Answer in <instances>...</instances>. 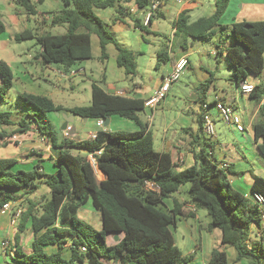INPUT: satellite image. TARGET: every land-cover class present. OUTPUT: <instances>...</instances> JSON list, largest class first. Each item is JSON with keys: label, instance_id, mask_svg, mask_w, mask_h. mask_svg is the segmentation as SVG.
Listing matches in <instances>:
<instances>
[{"label": "trees", "instance_id": "16d2710c", "mask_svg": "<svg viewBox=\"0 0 264 264\" xmlns=\"http://www.w3.org/2000/svg\"><path fill=\"white\" fill-rule=\"evenodd\" d=\"M42 0L40 3L44 2ZM154 1H159V9L150 17L148 24L130 12L136 5L137 13L147 12ZM169 0H61L62 9L52 16L53 27H65L66 33L55 35L50 32L39 35L26 30L15 36L17 42L36 40L42 48L39 55L44 66L60 65L70 71L81 62L92 60V35L99 39L101 59H108L107 47L115 45L117 65L126 76L137 75L135 54L122 48L108 29V24L96 16L94 10L113 9L118 19H130L135 30L141 33L154 19L164 18L162 9ZM215 11L210 17H203L190 23L188 12L183 11L174 22L175 36L183 49L189 41H211L219 33L229 30L220 24L231 0H213ZM29 16H37V4L31 0H16ZM38 3V4H40ZM6 27L0 20V35ZM234 46L227 49V55L234 70L233 80L237 85L249 75L259 76L264 72V21L256 23H236L230 27ZM221 53V46H217ZM165 52L159 54L158 66L166 62ZM15 76L5 61H0V101L13 88ZM213 79L200 86L206 92ZM261 90V92H257ZM252 98L261 100L264 88L255 87ZM19 100L33 113H28L19 121L10 112H0V128H12V134L26 133L36 125L42 136H47L60 149L55 161L59 170L54 175L40 172V165L31 171L13 173L10 168L14 160L0 159V212L7 203L19 199L14 191L24 190L34 193L39 189L36 181L44 179L50 190V198L40 196L30 201L20 218V228L24 229L31 219L34 234L32 252H17L19 264H190L193 256L185 257L177 247L173 229L178 219L195 217V213L185 209L187 203L173 200L172 208L165 204L173 198L182 186L189 187L190 199L203 206L211 217L209 229L222 233L221 244L231 246L236 251L234 264L247 261L248 264H264V235L259 241L250 240L253 224L263 220L259 207L236 191L225 171L208 160L204 153L196 154V164L182 171L170 154L155 150L154 137L148 131L139 114L145 110L141 99L109 94L93 84L91 105L66 109L56 105L50 98L33 94H20ZM204 102V101H203ZM202 102V103H203ZM50 113H68L83 120H109L118 116L134 121L141 127L139 132L99 131L95 139L80 143L68 140L58 142L53 132ZM258 151L264 158V104L260 119L253 127ZM11 134V135H12ZM71 150L86 151L96 158L97 168L106 176L98 183L95 169L87 155H73ZM97 152H101L97 155ZM153 183L158 192L148 191L146 183ZM252 194L264 197V178L253 181ZM101 213L103 229L96 230L78 217L79 210L87 203ZM1 216V215H0ZM123 234V239L109 246L107 235ZM47 247H55V252H46ZM70 257H65L66 251ZM14 258V257H12ZM207 264H230L228 254L216 249Z\"/></svg>", "mask_w": 264, "mask_h": 264}, {"label": "crops", "instance_id": "0c3cea01", "mask_svg": "<svg viewBox=\"0 0 264 264\" xmlns=\"http://www.w3.org/2000/svg\"><path fill=\"white\" fill-rule=\"evenodd\" d=\"M205 4L209 5L210 7L207 11L205 9ZM178 5L179 10L177 12L176 18L174 19V22L177 20L179 14L183 11L188 12L190 23H194L203 17H210L215 11V4L213 0H191L186 5ZM162 12H164L163 9ZM38 13L39 14L37 16H29L26 11L17 4L16 0H0V20L6 27L5 33L0 35V53L3 54L5 51H8L11 48V45H9L8 42L16 41L15 36L26 30H33L39 35L47 33V31H41L38 26L39 23L45 24L46 27L50 26L49 22L52 20V16H45L39 11ZM137 14V17L139 19L143 21L145 20V12H139ZM263 21L264 0H231L227 12L220 20V24L223 26H232L236 23L242 22L256 23ZM32 22H35L34 28H30ZM121 23L122 25L133 27L130 19H125L124 22ZM149 27H152L155 30L156 34H159V32H157V19H154L152 25H150ZM172 31V40L178 43L177 50H175V46L172 45V47H169V50L165 51L167 55L164 57V59L168 58L166 61L168 62V64H166V66L162 70L161 63L159 66L157 64L158 70L161 71V74L160 77H157L153 84L145 86V83L141 82L142 80L139 75H136L134 77L126 76L124 70L120 68L121 70H123V73L121 75L122 81H131L132 86L130 88L107 84L106 89L102 86L100 87L109 94L117 95L120 91H126L127 94L124 97L147 101L153 96L155 91L159 89L163 78L171 73L175 63L181 58L185 57L188 60V68L183 76H187V72H189V70H192V57L194 56V54H200V63L204 65L203 55L205 54V50L203 52L201 50L189 51L188 46L193 42V40L187 43L186 49H183L181 44L184 43H180L178 38H176L174 34V25ZM29 42H34L31 43L30 48H27L29 51V55H27L29 60L23 61L21 58V54L19 56H16V60L19 63L17 64V68L22 69V71L18 69L15 70L13 68L14 63L10 62L13 60L8 61L0 58V61H5L12 68L13 74L15 76L14 82H20L21 86L23 87V92L21 94L45 96L50 98L56 105L62 106L56 103L53 98H51L54 95V86L51 84L50 79L54 77L59 81H62L63 79L67 78V76L70 74V71L74 70L77 65L70 69V71L65 70L64 67L59 65L44 66L40 62L39 58V55L42 52V48L37 44L36 40H30ZM227 49L224 50L223 48H221L220 54L218 53L217 47L206 51L208 55L216 57V63L209 57L211 61L208 63V66H204L206 67L204 70L211 77H214V72L220 69V64L218 63L220 56L221 58H226L228 61H230L227 55ZM12 52L13 51H11L10 53L11 56ZM117 56L118 54L116 55V63ZM26 66H35L37 68V72L29 71V69L25 68ZM23 68L25 70H23ZM77 68L80 69L81 66ZM85 71L86 70L84 69V73ZM263 73L259 76L261 77ZM254 76L255 75H249L247 79L241 84L246 83L253 85L254 87L264 88L263 83L258 80V77ZM241 84H236L238 96H236L237 98L235 99V102L231 103L224 97L218 98L215 101H221L225 105L230 106L232 109H234V116L239 119L241 126H243L244 128V131H239L237 128H235V130L231 133L229 131V127L225 126V123L222 121L219 113L213 111V106L209 105L208 113L215 121L216 135L213 138H210L206 135L203 130L202 123L203 114L205 112L202 108V102L204 101L206 103H209L207 95L209 94L210 88L206 92L198 90V88H194V90L188 93L187 96L189 105L184 109H180L175 108V106H173L169 102V95L171 91H174L177 86L172 85L166 99L163 100L155 108H145L143 113L139 115V118L144 124L148 125V131H151L153 133L155 150L160 153L170 154L173 158L174 163L176 164V169L178 171H182L194 166L196 164L195 155L204 153L209 161L217 164L218 167L222 168L225 171L232 187L236 191L244 195L250 201L251 205H255V202L251 195V188L256 177L264 178V158L258 151V143L256 142L254 137L253 127L254 124L260 119L261 108L264 104V97L261 100H256L252 98L251 94H243L239 89ZM34 85H37L39 89H43L45 92L27 90V87H33ZM257 92H261V90H258ZM197 108L199 110H197ZM147 109H151L153 111V115L149 118V120L145 121V111ZM52 114H57L58 117L63 121L64 118L68 120L69 124L67 127H71L69 136H66L65 132L60 133L57 136L59 140L58 142L65 140L74 143L91 141L93 139V135H96V133L99 131H106L111 133L122 132L119 130V128H117L116 124H121V120H127L118 116H113L109 119V124L107 127L104 126V128H100L97 125V120H83L75 115L68 113ZM132 122L133 125L128 123L127 126L129 127V130L125 132H139L141 130V127L139 125H137L134 121ZM66 128L62 130L65 131ZM12 132V128L4 126V129L0 128V137H8L12 134ZM17 135L20 136V141L18 143L0 144V159L15 161V164L10 168L11 172L16 173L18 171H31L37 165L41 166V169L39 171L43 172L44 174L54 175L58 172L59 167L56 166L55 161L58 157L60 149L56 148L53 145L49 137L42 136L36 125L32 126L31 129L26 133ZM203 137L205 138L204 140L202 139ZM207 149H209L210 152ZM71 151L75 156L80 154L87 155L88 159L91 155L85 153L84 151H82L81 153L78 150ZM224 165H227V167L223 168ZM95 177L98 183L102 182L106 178V176L100 170H95ZM28 192L29 191L27 190L14 191V196H16L19 200L16 203H12L13 208L21 207L23 211H26L30 201L33 202L39 199V189L34 193ZM173 200H177L180 203H187L185 209L189 212L195 213L196 218L198 217V210L194 205L188 204V202H181L176 197H173ZM83 207H86V212L84 213L81 212ZM83 207L79 210L78 217L86 223L92 225L96 230H102L103 223L101 213L95 210L90 202ZM262 222H264V220L261 221V224ZM20 223V219L17 222L13 223L12 214L0 216V234L2 235L1 241L9 242L11 246L10 249H13L12 253L10 252V250L8 251L3 249V251L0 253V264H19L16 262L20 259L19 257H17V252L26 255L32 252V243L35 237L31 229V219L26 222L23 231L20 228ZM261 224H253L251 227V232L256 230L257 237L259 238L264 235V228H262ZM207 229L211 233L216 232L215 235L217 236L219 243L216 249L224 250L228 254L229 258L230 255L228 246H223L221 244V231L218 229L211 231L209 229V226L207 227ZM122 239L123 234H111L107 235L106 237V241L109 246L118 244ZM200 249L201 246L197 248V250ZM45 250L48 253H52L55 252L56 248L47 247ZM196 253L197 251L193 253V255H191L193 256V259L191 261L192 264H207L211 254L208 255V257L207 255H204L203 259H196L194 257L196 256ZM12 257H14V260H12ZM65 257H70V252L68 250L65 253ZM110 264L120 263L112 262ZM238 264H248V262L242 261Z\"/></svg>", "mask_w": 264, "mask_h": 264}, {"label": "rangeland", "instance_id": "374dc122", "mask_svg": "<svg viewBox=\"0 0 264 264\" xmlns=\"http://www.w3.org/2000/svg\"><path fill=\"white\" fill-rule=\"evenodd\" d=\"M62 7L63 6L61 0H45L44 2L37 4L38 11L48 17L53 16V14L57 10L62 9ZM209 8V5L205 4L206 11ZM163 10L165 18L157 19V32H159V34H156L155 30L152 27H148L147 32L141 33L140 31L135 30L132 26L130 27L127 25H122V20L118 19V15L113 9L94 10L96 16H98L108 24V29L113 34V37L115 38L116 42L122 48H125L135 54L137 64V75L141 77V82H144L145 86L153 84L157 77H160L161 71L158 70L157 66L159 54L161 52L169 50V47H172V45H174V49L177 50L178 46V43L172 40V30L174 25V19L176 18L177 12L179 10V5L177 4L176 0H169ZM145 21L146 18L144 22ZM49 25L50 26L46 27L45 24L39 23L38 27L43 32L47 31L55 35L66 33V28H55L52 26L51 21L49 22ZM34 27L35 22H32L30 28ZM225 27L229 28V30L219 33L211 41L197 40L189 44V51L201 50L203 52L205 50V54L203 55L204 65L200 63V54H194V56L192 57V70H189V72H187V76H183L186 73L185 71L182 74L180 80L177 83L173 84L177 86L174 91H171L169 95V102L173 106H175V108L184 109L186 106H188V93L193 91L194 88H198V90H200V86L206 84L212 78L213 83L210 84L211 87L209 89V94L207 95L208 101L210 103L208 104L213 106L212 110L218 113L217 108L214 106L216 102L215 100L218 98L224 97L231 103L235 102V99L237 98L236 96L238 95L236 90V82L233 80L234 70L231 67L230 61H228L226 58H221L220 56L218 62L220 64V69L214 72V77H211L204 70L206 68L204 66H208V63L211 61V59H213L214 62L216 61V57L210 56L208 55V53H206L207 50L214 49L219 45L221 46V48L226 50L227 48L232 47L235 44L230 33L231 26ZM31 43L34 42H8V44L11 45V48L8 51H5L3 54L0 53V58L8 61L13 60L10 62L14 63L13 68L17 70V64L19 63L16 60V56H19L21 54L22 60L28 61L29 59L27 55H29V51L27 48H30ZM92 47V60L77 64V67L81 66L80 69L83 70L84 68L86 70L84 74L82 73L81 75H76L74 77L69 74L67 78L63 79L62 81H59L54 77L50 79L51 84L54 86V95L51 98H53L56 103L64 106L65 108L90 106L91 91L93 84L102 86L105 89L107 85H117L127 88H130L132 86L131 81H122L121 75L123 73V70H121L116 63V55L118 54V51L115 45L111 44L107 47L108 59L106 60L101 59L99 39L96 35H92ZM11 51H13L12 56L10 54ZM166 64H168V62H161V70L164 69ZM77 67H75L74 70H77ZM25 68L29 69V71L31 72H37V68L35 66H26ZM18 70L22 71V69ZM23 70L25 69L23 68ZM254 77H258V80L264 85V73L261 77ZM27 90L45 92L43 89H39L37 85H34L33 87H27ZM22 92L23 87L21 86L20 82L15 81L13 88L8 92L5 99L0 101V112L12 113L13 119L15 121H19L20 119L25 117L29 112L33 113L30 107H25L20 102L18 95ZM197 110L199 109L197 108ZM142 113L143 111L140 114ZM152 115L153 111L151 109H147L145 111V121L149 120ZM47 117L48 120L51 122L53 132L57 136L60 133L65 132L62 130L65 124V118L63 121L61 118L58 117L57 114L52 113L48 114ZM128 123L133 125L132 121L121 120V124H116V126L117 128H119L120 131L125 132L129 130V127L127 126ZM225 126L227 125L225 124ZM228 127L231 133L235 130V128H237L236 125ZM1 129H4V127H1ZM202 139L204 140L205 138L203 137ZM207 150L210 152L209 149ZM94 169L97 170L98 168ZM36 184L39 186V195L47 196L49 199L50 190L44 183V179L39 178L36 181ZM189 187V184L182 186L180 191L176 195H174V197H176L181 202H188V204L194 205L198 210V217H180L178 219L176 229H173L172 231L176 245L185 257H190L191 255H193V253L197 251L196 256L194 257L196 259H203L204 255H207L208 257V255H210L211 252L217 248L219 243L218 238L215 235L216 232L211 233L207 229V227L211 223L210 215L203 206H197V204L190 199ZM165 204L169 208H172L173 198L166 199ZM85 210L86 207H83L81 212L84 213L86 212ZM261 226L262 228H264V222H262ZM1 238L2 235L0 234V253L3 251V242L1 241ZM250 240L252 242L259 241V237H257L256 230L250 233ZM200 246L201 249L197 250V248ZM10 248L8 249V251L10 250V252L12 253L13 249ZM228 249L230 255L229 263L234 264V260L236 258V251L231 246H228ZM12 260H14V258H12ZM190 264H192V262Z\"/></svg>", "mask_w": 264, "mask_h": 264}, {"label": "built area", "instance_id": "2783aa9c", "mask_svg": "<svg viewBox=\"0 0 264 264\" xmlns=\"http://www.w3.org/2000/svg\"><path fill=\"white\" fill-rule=\"evenodd\" d=\"M31 1L35 4H38L42 0H31ZM190 1L191 0H176V2L180 5H183V4L186 5ZM159 5H160L159 1H154L151 5V8L146 12V21H145L146 25L148 24L149 19L154 14V12H156L159 9ZM130 12L132 14H137L138 11H137L136 5L130 6ZM174 34H175V31H174ZM187 68H188L187 58L183 57L180 60H178L175 63L171 73L163 78L159 89L157 91H155L153 96L145 102V107L146 108H155L163 100H165L167 95L170 92L171 86L180 80L182 74L187 70ZM82 73H84V69L83 70L77 69V70H71L70 71V75L73 77L76 75H81ZM254 88L255 87L253 85L246 84V83L241 84V86L239 87L240 91L243 94H251L253 92ZM126 94H127L126 91H120L117 95L124 97V96H126ZM214 106L217 108V111H218L222 121L227 126L236 125L237 129L239 131H244L243 126H241L239 119L234 116L233 109L230 106L225 105L221 101H216ZM202 108L205 111L203 114V118H202L203 130L208 137L213 138L216 135V129H215L216 126H215V121L213 120L212 116L208 113L209 104L206 102H203ZM97 125L100 128H104L105 121L104 120H98ZM70 130H71V127H67V129L65 130L66 136H69ZM95 137H96V135H93L92 138L95 139ZM19 141H20V136L17 134H14V135L12 134L8 137H0V144L18 143ZM100 153L101 152H97V155ZM88 160L90 161V163L92 164V166L94 168H97L96 158L93 154L90 155ZM226 167H227V165L223 166V168H226ZM97 170H99V169H97ZM146 189L148 191H154V192L159 191V188L155 187L154 184L150 183V182L146 183ZM251 195H252V198L255 202V205H257L259 207L261 217L264 220V197L261 194H251ZM8 214H12L13 223H15L21 218V216L23 214V210L21 209V207L13 208L12 203H7L1 209L0 215L3 216V215H8ZM10 247L11 246H10L9 242H7V241L3 242V249L4 250H8Z\"/></svg>", "mask_w": 264, "mask_h": 264}, {"label": "water", "instance_id": "95a60500", "mask_svg": "<svg viewBox=\"0 0 264 264\" xmlns=\"http://www.w3.org/2000/svg\"><path fill=\"white\" fill-rule=\"evenodd\" d=\"M68 124H69V121L66 120V122H65V124H64V128H66V127L68 126ZM108 124H109V120H106V124H105V126L107 127ZM64 128H63V129H64ZM66 129H67V128H66ZM84 152L87 153L86 151H84Z\"/></svg>", "mask_w": 264, "mask_h": 264}]
</instances>
